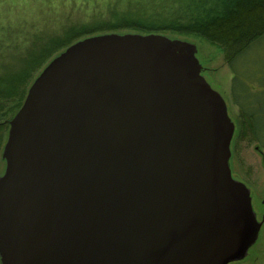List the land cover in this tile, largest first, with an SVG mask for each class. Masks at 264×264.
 Listing matches in <instances>:
<instances>
[{
    "label": "water",
    "instance_id": "1",
    "mask_svg": "<svg viewBox=\"0 0 264 264\" xmlns=\"http://www.w3.org/2000/svg\"><path fill=\"white\" fill-rule=\"evenodd\" d=\"M197 46L82 38L9 121L1 264H228L264 222L229 164L235 124Z\"/></svg>",
    "mask_w": 264,
    "mask_h": 264
},
{
    "label": "rangeland",
    "instance_id": "2",
    "mask_svg": "<svg viewBox=\"0 0 264 264\" xmlns=\"http://www.w3.org/2000/svg\"><path fill=\"white\" fill-rule=\"evenodd\" d=\"M130 1L134 0H0V35L8 34L7 38L11 40L10 33H13L26 43L25 37L33 32L60 34L73 25L111 17L113 5L122 10ZM119 31L137 33L136 30L129 28ZM159 34L196 44V56L202 65V75L212 88L222 94L228 113L235 124L229 159L232 175L250 188L253 208L257 219L261 220L264 214V132L262 139L257 138L253 134L248 116L244 115L243 111L255 113L260 118L259 124H264V41L239 56L232 67L226 62L224 51L219 45L210 43L197 34L175 32ZM21 44L23 43L20 42V48ZM64 49L55 52L43 68ZM14 50L16 51L6 50L7 63L16 62L8 60L14 54L17 56L20 51L16 48ZM41 70L34 75L33 81ZM242 87L243 90H240ZM18 102L17 98L6 102L4 113L0 115V135L5 129L2 122L11 120L16 113H12V109L17 108ZM8 132L9 128L1 141L0 175L6 168L3 148ZM228 264H264V222L256 242L250 246L247 255Z\"/></svg>",
    "mask_w": 264,
    "mask_h": 264
},
{
    "label": "trees",
    "instance_id": "3",
    "mask_svg": "<svg viewBox=\"0 0 264 264\" xmlns=\"http://www.w3.org/2000/svg\"><path fill=\"white\" fill-rule=\"evenodd\" d=\"M114 4V3H112ZM132 29L137 33L197 34L223 49L226 62L234 66L235 60L264 41V0H134L120 10L113 5L112 15L90 23L73 25L62 33H31L23 40L10 33L0 35V115L6 102L17 98V108L22 105L27 87L51 56L72 43L98 33L120 32ZM134 31V32H136ZM20 40V41H19ZM20 42L21 44L20 48ZM20 50L7 63L6 50ZM241 90V89H240ZM248 116L257 138H263L264 124L259 116L243 111ZM1 123V122H0ZM8 123V124H7ZM5 129L9 121L2 122Z\"/></svg>",
    "mask_w": 264,
    "mask_h": 264
},
{
    "label": "crops",
    "instance_id": "4",
    "mask_svg": "<svg viewBox=\"0 0 264 264\" xmlns=\"http://www.w3.org/2000/svg\"><path fill=\"white\" fill-rule=\"evenodd\" d=\"M240 89V88H239ZM241 90H243V87L241 88Z\"/></svg>",
    "mask_w": 264,
    "mask_h": 264
},
{
    "label": "flooded vegetation",
    "instance_id": "5",
    "mask_svg": "<svg viewBox=\"0 0 264 264\" xmlns=\"http://www.w3.org/2000/svg\"><path fill=\"white\" fill-rule=\"evenodd\" d=\"M264 201V200H263ZM262 217H263V215H262Z\"/></svg>",
    "mask_w": 264,
    "mask_h": 264
}]
</instances>
